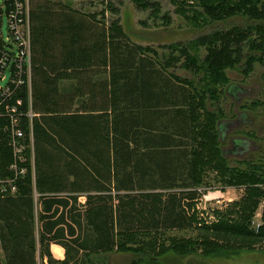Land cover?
Masks as SVG:
<instances>
[{
	"label": "trees",
	"instance_id": "obj_1",
	"mask_svg": "<svg viewBox=\"0 0 264 264\" xmlns=\"http://www.w3.org/2000/svg\"><path fill=\"white\" fill-rule=\"evenodd\" d=\"M130 1L155 18L160 10L159 0ZM167 1L194 22L245 21L168 45L158 57L116 21L107 24L104 6L83 13L59 0H28L33 175L28 161L14 194H0V264H37L38 256L44 264H97L98 254L129 251L127 264H160L167 251L207 258L235 240L264 243V153L229 167L218 128V100L236 89L226 71L240 65L247 75L264 64V0ZM16 94L24 112L25 86ZM10 153L0 134L1 169ZM210 173L215 184L244 192L205 223L195 201ZM193 227L198 239L156 244L160 233ZM139 235L149 238L137 245ZM51 243L64 249L62 260H53Z\"/></svg>",
	"mask_w": 264,
	"mask_h": 264
},
{
	"label": "rangeland",
	"instance_id": "obj_2",
	"mask_svg": "<svg viewBox=\"0 0 264 264\" xmlns=\"http://www.w3.org/2000/svg\"><path fill=\"white\" fill-rule=\"evenodd\" d=\"M59 1L68 4L73 9H86L87 11L91 9L90 11L100 12L104 6V20L107 24L112 20L116 21L122 31L130 38V41L141 45L143 48L149 47L156 50L158 57L162 53L167 54L169 49L166 46L168 45H184L189 40L212 32L214 28H224L225 30L231 25L239 26L245 21L242 18L230 17L226 19V22L215 21L212 25L202 19L194 22L174 12V6L169 4L167 0H159L160 10L156 18L149 14L151 9L137 8L130 0ZM105 4L116 10V12L111 11ZM162 13H166L169 18L168 22H163L164 20L159 18ZM189 16L190 12L188 11L186 17L189 18ZM97 18H100V16L98 15ZM197 51L198 57L202 58L204 48L200 47ZM179 64H176V73L186 79L190 78L196 81L198 75L190 74L188 71L184 72L178 66ZM241 70L242 67L239 65L226 71L229 79L228 85H233L232 87L236 88V90L230 94L224 92L218 100L220 110L223 112V118L219 121H225L224 130L221 132V149L223 151L227 150L224 155L227 157L229 167H241L242 164L238 163L239 160H258L264 153V64L255 63L252 71L247 75L241 73ZM231 140L235 141L236 144L231 143ZM211 177L212 173L207 178L209 183L200 188L201 194L197 198L198 200L195 201V207L199 213L198 217L205 223L213 219V210H219L224 203L232 202L233 199H240L244 192L243 187L230 188V186L222 187L220 183L215 184ZM262 204L261 202L256 207V211L251 218L253 227L260 225V216L263 212ZM36 228H38V223ZM197 234L196 227L180 231L170 230L160 233L156 244L158 245L159 241H161L165 248L170 237H174L176 240L180 238L194 240L195 238L198 239L196 237ZM148 238L149 235H139L135 242L139 245L140 241H147ZM129 243L131 246L128 248L139 249L134 246L136 243ZM263 247L264 243H253L247 247L245 244H241L240 241L235 240L229 246L223 247L219 253L217 252L207 258L201 257L198 254V250H196L194 255L189 254L181 257L171 251H167V253L158 257V260L161 262L160 264H264ZM50 250L53 258L61 257V249L58 246L52 245ZM98 255H104V257H100L97 260V264H127L130 259L134 258L130 251L126 252V254L106 252ZM44 259L38 256L37 264H44Z\"/></svg>",
	"mask_w": 264,
	"mask_h": 264
},
{
	"label": "built area",
	"instance_id": "obj_3",
	"mask_svg": "<svg viewBox=\"0 0 264 264\" xmlns=\"http://www.w3.org/2000/svg\"><path fill=\"white\" fill-rule=\"evenodd\" d=\"M28 0H0V134L4 135L10 153V162L0 168V194L13 195L16 181L26 175L28 161L32 171L30 148L29 73L30 41ZM25 86L26 108L21 110L17 90ZM24 118L28 121L21 124ZM26 124V126H25ZM30 154V153H29Z\"/></svg>",
	"mask_w": 264,
	"mask_h": 264
},
{
	"label": "crops",
	"instance_id": "obj_4",
	"mask_svg": "<svg viewBox=\"0 0 264 264\" xmlns=\"http://www.w3.org/2000/svg\"><path fill=\"white\" fill-rule=\"evenodd\" d=\"M73 9V8H72ZM77 9V8H76ZM77 10H80V9H77ZM91 9H89L88 11L86 10V9H84V10H80L81 12H83V13H89V12H91L90 11ZM105 23V22H104ZM29 82H30V76H29ZM68 87V85L65 83V82H60V89H62V91H64L66 88ZM30 98V97H29ZM79 104V102H76V100L73 102V106L75 107V106H77ZM32 111V110H31ZM32 113L34 114V112L32 111ZM29 151H30V155H31V161H32V158H33V149H32V143H30V148H29ZM31 175H33V169H32V171H31ZM84 200V197H78V201L80 202V203H82V201ZM234 200V199H233ZM52 243L51 244H49V246L50 247H52ZM53 246H56V245H53ZM60 249H61V257H59V258H53V260H62L63 259V254H64V249L61 247V246H59V245H57ZM50 247H49V252L51 251L50 250ZM51 254V253H50ZM52 256V255H51ZM63 256V257H62ZM46 262V259H44V263Z\"/></svg>",
	"mask_w": 264,
	"mask_h": 264
},
{
	"label": "water",
	"instance_id": "obj_5",
	"mask_svg": "<svg viewBox=\"0 0 264 264\" xmlns=\"http://www.w3.org/2000/svg\"><path fill=\"white\" fill-rule=\"evenodd\" d=\"M236 89H234V91H235ZM225 125V122H223V121H219L218 122V128H219V130H220V135L222 136V131L224 130L223 129V126Z\"/></svg>",
	"mask_w": 264,
	"mask_h": 264
},
{
	"label": "flooded vegetation",
	"instance_id": "obj_6",
	"mask_svg": "<svg viewBox=\"0 0 264 264\" xmlns=\"http://www.w3.org/2000/svg\"><path fill=\"white\" fill-rule=\"evenodd\" d=\"M231 143L236 144L235 141H232V140H231Z\"/></svg>",
	"mask_w": 264,
	"mask_h": 264
}]
</instances>
